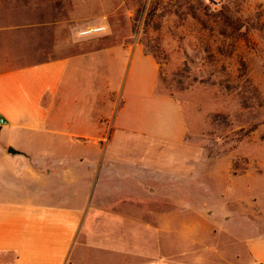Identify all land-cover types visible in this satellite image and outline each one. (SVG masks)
Returning <instances> with one entry per match:
<instances>
[{"label": "crops", "instance_id": "crops-1", "mask_svg": "<svg viewBox=\"0 0 264 264\" xmlns=\"http://www.w3.org/2000/svg\"><path fill=\"white\" fill-rule=\"evenodd\" d=\"M0 2V264H264V237L228 255L194 237L191 220L178 226L187 233L174 229L172 214L145 208L161 193L147 158L109 155L187 135L142 44L111 33L73 39L78 16L16 24ZM82 144L100 155L81 157ZM125 205L151 212V224L125 216Z\"/></svg>", "mask_w": 264, "mask_h": 264}, {"label": "rangeland", "instance_id": "rangeland-1", "mask_svg": "<svg viewBox=\"0 0 264 264\" xmlns=\"http://www.w3.org/2000/svg\"><path fill=\"white\" fill-rule=\"evenodd\" d=\"M3 2L16 24L35 17L67 24L78 16L73 39H83L82 29L105 26L102 34L142 44L160 65L158 92L176 100L187 135L174 146L108 150L109 155L146 157L145 175L160 176L155 184L161 193L145 197V208L157 210L161 219L172 214L180 232L184 222L198 224L193 236L208 249L246 253L247 238L264 237V0ZM87 146L81 145V157L100 155ZM174 158L181 161L173 164ZM122 213L152 221L151 212L132 205Z\"/></svg>", "mask_w": 264, "mask_h": 264}, {"label": "built area", "instance_id": "built-area-1", "mask_svg": "<svg viewBox=\"0 0 264 264\" xmlns=\"http://www.w3.org/2000/svg\"><path fill=\"white\" fill-rule=\"evenodd\" d=\"M106 31L105 26H91L85 29H82L78 32L79 37L81 38H88L101 35ZM6 124L5 118L2 116L0 112V127H3Z\"/></svg>", "mask_w": 264, "mask_h": 264}, {"label": "water", "instance_id": "water-1", "mask_svg": "<svg viewBox=\"0 0 264 264\" xmlns=\"http://www.w3.org/2000/svg\"><path fill=\"white\" fill-rule=\"evenodd\" d=\"M11 152L14 153V154L17 153V151H15V150H13V149L11 150Z\"/></svg>", "mask_w": 264, "mask_h": 264}, {"label": "trees", "instance_id": "trees-1", "mask_svg": "<svg viewBox=\"0 0 264 264\" xmlns=\"http://www.w3.org/2000/svg\"><path fill=\"white\" fill-rule=\"evenodd\" d=\"M148 54H151V53H149L148 51H146ZM152 55V54H151Z\"/></svg>", "mask_w": 264, "mask_h": 264}]
</instances>
